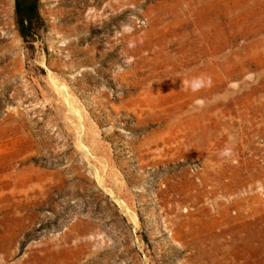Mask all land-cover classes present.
I'll use <instances>...</instances> for the list:
<instances>
[{
    "label": "rangeland",
    "instance_id": "1",
    "mask_svg": "<svg viewBox=\"0 0 264 264\" xmlns=\"http://www.w3.org/2000/svg\"><path fill=\"white\" fill-rule=\"evenodd\" d=\"M0 0V264H264V0Z\"/></svg>",
    "mask_w": 264,
    "mask_h": 264
},
{
    "label": "trees",
    "instance_id": "2",
    "mask_svg": "<svg viewBox=\"0 0 264 264\" xmlns=\"http://www.w3.org/2000/svg\"><path fill=\"white\" fill-rule=\"evenodd\" d=\"M38 2L39 0H15L17 24L22 37L26 41L28 40V28L32 24L33 16L39 17Z\"/></svg>",
    "mask_w": 264,
    "mask_h": 264
}]
</instances>
